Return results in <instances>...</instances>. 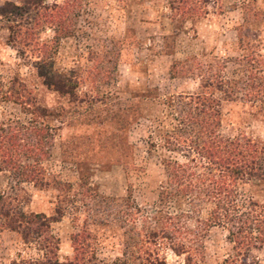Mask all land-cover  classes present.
<instances>
[{
	"label": "rangeland",
	"instance_id": "374dc122",
	"mask_svg": "<svg viewBox=\"0 0 264 264\" xmlns=\"http://www.w3.org/2000/svg\"><path fill=\"white\" fill-rule=\"evenodd\" d=\"M42 1L65 6L62 26L33 25L23 8L16 17L46 51L10 38L0 12V123L41 149L25 162L46 184L0 170V194L26 214L49 216L58 204L63 215L27 235L0 220V264L71 258L77 232L93 237L84 249L94 264H264V176L229 182L222 195L235 219L212 225L222 171L208 166L187 114L209 77L218 133L255 141L264 173V0H192L191 18L168 0ZM10 2L22 6L0 8ZM50 74L72 80L76 96ZM169 161L191 167L193 189L172 181Z\"/></svg>",
	"mask_w": 264,
	"mask_h": 264
},
{
	"label": "trees",
	"instance_id": "16d2710c",
	"mask_svg": "<svg viewBox=\"0 0 264 264\" xmlns=\"http://www.w3.org/2000/svg\"><path fill=\"white\" fill-rule=\"evenodd\" d=\"M20 1L23 7L10 2L6 3L4 7L7 8L9 6L12 9L3 10V8H0L1 15L6 16L10 22L8 25L11 31L10 38L23 43L26 47L35 45L37 48L40 47V50L46 51L48 48L47 44L39 43L38 35L32 29L25 26L27 23L22 22L21 19H17L16 15L18 13L16 11L21 8L25 11L26 9L27 11L33 10L35 14L32 21L29 22L33 25L54 23L62 26L65 20V6L57 5L56 3L49 5L42 0ZM168 2L171 11H181L190 16L189 18L193 17L199 9L198 7H194L195 5H193L194 2L192 0H168ZM205 2L210 3V0H205ZM6 13L13 14L12 16L14 17H9ZM46 78V81L61 93L68 94L71 97L76 96L74 93L76 84H70L72 80L68 77L50 74V77ZM200 78L204 79L201 85L198 86L199 91L195 95L188 96L195 103L196 110L189 111L187 114L190 124L192 126H199L197 132L201 139L200 148L208 158V166H213V168L222 171L223 178L212 181L214 184V191L212 192H214V196L218 200L215 207L211 209L208 219L214 225L219 219H235L232 215L233 211L231 212V208H229L228 201L222 195L228 188L229 182L241 179L245 175L260 174L264 176L263 172L258 171L260 170L263 151L261 148H257L258 145L254 143L255 141L250 139L241 141L240 139L233 140L220 136L217 130L220 114V98L214 92V82L209 77L201 75ZM216 88V90H223L218 86ZM195 143H197V140ZM34 151L36 154L42 153L38 146L22 144L15 129L6 128L0 123V170L19 171L25 179H30L41 184L44 181L41 169L37 168L35 164L25 162V159L30 153L34 154ZM167 164L170 166V175L173 182L179 185L183 184V186H188L191 189L195 187L197 183L192 181L193 173L190 166L179 164L176 161H169ZM255 166L259 167L258 170ZM226 180H228L227 183ZM43 183L46 184V182ZM57 207L59 208L58 204L55 207L54 214L49 216L44 213L26 214L17 209V206L11 201L10 196L0 194V220H2L7 228L9 227L24 235H27L30 228L40 233L46 227L47 231L49 224L52 221L60 219L63 215L60 212H56ZM1 227L2 225H0ZM93 241L94 239L90 233L81 232L80 234V232H77L72 238L74 244L73 257H69L63 261H59L56 258H46L41 264H94L96 257L92 253L89 255L86 249H84L85 247H90ZM127 259L121 260L122 264H131ZM142 264H165V261L158 256H147L143 259Z\"/></svg>",
	"mask_w": 264,
	"mask_h": 264
}]
</instances>
